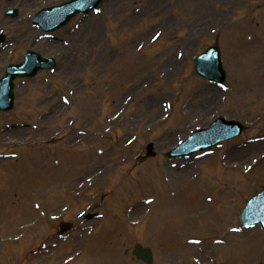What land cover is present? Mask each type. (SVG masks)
Instances as JSON below:
<instances>
[{
    "label": "rangeland",
    "instance_id": "obj_1",
    "mask_svg": "<svg viewBox=\"0 0 264 264\" xmlns=\"http://www.w3.org/2000/svg\"><path fill=\"white\" fill-rule=\"evenodd\" d=\"M6 28L20 44L33 33ZM55 35L67 41L63 71L24 79L0 112V264H143L129 251L137 241L153 264H264V232L239 221L264 187V145L232 154L264 141V0H104ZM216 40L225 89L193 70ZM219 114L247 129L188 171L164 156ZM150 141L157 155L145 158ZM80 211L102 214L85 222L90 234ZM60 218L75 223L66 238Z\"/></svg>",
    "mask_w": 264,
    "mask_h": 264
},
{
    "label": "water",
    "instance_id": "obj_2",
    "mask_svg": "<svg viewBox=\"0 0 264 264\" xmlns=\"http://www.w3.org/2000/svg\"><path fill=\"white\" fill-rule=\"evenodd\" d=\"M213 56L212 53H209L208 55L204 56L202 59H208V57ZM207 73L208 74H212L214 77H216V75H219V70L217 69L216 66H214V68L211 70L210 68H207ZM220 76V75H219Z\"/></svg>",
    "mask_w": 264,
    "mask_h": 264
},
{
    "label": "bare ground",
    "instance_id": "obj_3",
    "mask_svg": "<svg viewBox=\"0 0 264 264\" xmlns=\"http://www.w3.org/2000/svg\"><path fill=\"white\" fill-rule=\"evenodd\" d=\"M206 89L208 93H210V90H213V96H215V94H220V92L215 88L206 87Z\"/></svg>",
    "mask_w": 264,
    "mask_h": 264
}]
</instances>
